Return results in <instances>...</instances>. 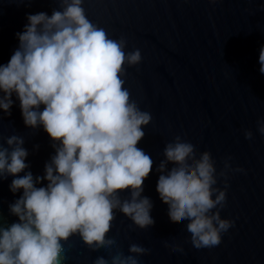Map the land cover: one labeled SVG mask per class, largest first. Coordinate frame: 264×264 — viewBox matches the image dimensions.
Returning a JSON list of instances; mask_svg holds the SVG:
<instances>
[{
	"label": "water",
	"instance_id": "water-1",
	"mask_svg": "<svg viewBox=\"0 0 264 264\" xmlns=\"http://www.w3.org/2000/svg\"><path fill=\"white\" fill-rule=\"evenodd\" d=\"M82 7L110 39L125 41L126 54L141 53L138 64L125 62L121 79L130 101L152 117L137 146L154 161L141 195L152 200L155 220L141 228L114 209L106 233L114 243L97 248L73 233L61 241L60 264H95L98 257L112 264L120 254L136 255L140 264H264V135L257 128V120L264 118V74L258 61L264 0H83ZM60 9L61 0H0V65L18 48L16 34L24 30L27 14L51 15ZM177 130L196 142L197 156L209 151L217 172L225 173L217 181L219 188L227 181L220 215L234 223L212 248L192 245L188 221L173 219L168 200L157 191L156 166ZM246 130L253 133L250 139ZM13 135L23 138L28 151L25 171L43 176L55 154L53 141L42 127L25 126L18 100L11 115L0 110V145L8 147ZM12 179L0 178V227L18 221L9 205L22 190H9ZM119 196L130 199L127 190ZM132 244L144 252L130 253Z\"/></svg>",
	"mask_w": 264,
	"mask_h": 264
},
{
	"label": "clouds",
	"instance_id": "clouds-1",
	"mask_svg": "<svg viewBox=\"0 0 264 264\" xmlns=\"http://www.w3.org/2000/svg\"><path fill=\"white\" fill-rule=\"evenodd\" d=\"M82 4L61 0V9L51 15L27 14L24 30L16 34L18 48L0 65V110L11 115L18 100L25 126L42 127L55 148L44 175L34 178L25 171L23 138L13 135L6 140L8 147L0 145V178L13 177V194L22 190L9 205L18 221L0 227V264H60L61 241L73 233L89 246L111 245L106 233L117 208L141 228L155 220L152 200L141 195L154 161L137 146L152 117L130 101L121 79L125 62L138 64L141 53L126 54L125 41L110 39L93 25ZM258 61L264 74V46ZM257 128L264 135V118L257 120ZM244 134L253 135L251 130ZM163 151L156 166L157 191L168 200L170 216L188 221L195 248L219 245L234 223L220 215L227 181L224 188L217 181L225 173L217 172L209 151L197 156L196 142L181 130ZM125 190L130 199L121 201L119 193ZM144 250L139 244L129 247L130 253ZM95 264L108 261L98 257ZM112 264L140 262L136 255L120 254Z\"/></svg>",
	"mask_w": 264,
	"mask_h": 264
}]
</instances>
